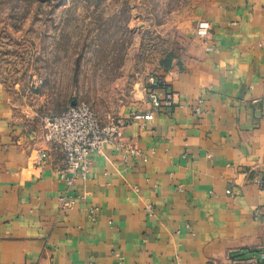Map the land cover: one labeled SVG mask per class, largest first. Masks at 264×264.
<instances>
[{
	"label": "crops",
	"instance_id": "obj_1",
	"mask_svg": "<svg viewBox=\"0 0 264 264\" xmlns=\"http://www.w3.org/2000/svg\"><path fill=\"white\" fill-rule=\"evenodd\" d=\"M116 142L68 188L45 121L0 85V264H259L264 250V0H198ZM208 20L207 37L195 34ZM44 161H39L41 152ZM74 203L61 208L60 197Z\"/></svg>",
	"mask_w": 264,
	"mask_h": 264
},
{
	"label": "rangeland",
	"instance_id": "obj_2",
	"mask_svg": "<svg viewBox=\"0 0 264 264\" xmlns=\"http://www.w3.org/2000/svg\"><path fill=\"white\" fill-rule=\"evenodd\" d=\"M197 1L0 0V85L39 119L84 101L108 125L183 43Z\"/></svg>",
	"mask_w": 264,
	"mask_h": 264
},
{
	"label": "built area",
	"instance_id": "obj_3",
	"mask_svg": "<svg viewBox=\"0 0 264 264\" xmlns=\"http://www.w3.org/2000/svg\"><path fill=\"white\" fill-rule=\"evenodd\" d=\"M211 29L208 20L199 21L195 34L199 37H207ZM150 86L147 88V96L153 109L159 110L163 106L173 103V95L167 90V82L164 78L152 73L149 76ZM153 111L137 112L129 118L119 117L114 122L103 125L94 108L87 102H75L67 106L59 114L49 117L45 121V136L65 154L67 166L59 169V176L70 188L78 177L85 178L91 166L90 155L101 151L108 142H116L121 136L122 129L131 120H151ZM46 152H41L39 161H44ZM264 188V179L259 181ZM61 208H69L74 201L67 195L60 197ZM234 264L238 260L234 259ZM259 264H264V250L258 259Z\"/></svg>",
	"mask_w": 264,
	"mask_h": 264
}]
</instances>
